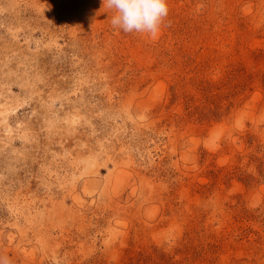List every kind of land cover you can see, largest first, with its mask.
I'll return each instance as SVG.
<instances>
[{
  "label": "rangeland",
  "instance_id": "rangeland-1",
  "mask_svg": "<svg viewBox=\"0 0 264 264\" xmlns=\"http://www.w3.org/2000/svg\"><path fill=\"white\" fill-rule=\"evenodd\" d=\"M0 0V259L264 264V0Z\"/></svg>",
  "mask_w": 264,
  "mask_h": 264
},
{
  "label": "clouds",
  "instance_id": "clouds-1",
  "mask_svg": "<svg viewBox=\"0 0 264 264\" xmlns=\"http://www.w3.org/2000/svg\"><path fill=\"white\" fill-rule=\"evenodd\" d=\"M115 9L111 24L125 33L155 34L168 15L167 0H106ZM0 264H8L0 259Z\"/></svg>",
  "mask_w": 264,
  "mask_h": 264
}]
</instances>
